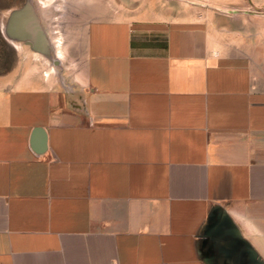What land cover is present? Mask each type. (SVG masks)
I'll use <instances>...</instances> for the list:
<instances>
[{
    "label": "crops",
    "instance_id": "obj_1",
    "mask_svg": "<svg viewBox=\"0 0 264 264\" xmlns=\"http://www.w3.org/2000/svg\"><path fill=\"white\" fill-rule=\"evenodd\" d=\"M222 1L93 20L58 82L0 76V264H264V21Z\"/></svg>",
    "mask_w": 264,
    "mask_h": 264
},
{
    "label": "rangeland",
    "instance_id": "obj_2",
    "mask_svg": "<svg viewBox=\"0 0 264 264\" xmlns=\"http://www.w3.org/2000/svg\"><path fill=\"white\" fill-rule=\"evenodd\" d=\"M256 4L252 17L264 21V1ZM242 5L222 0H0V76L16 82L60 81L71 72L88 25L96 19L126 16L199 25L216 21L223 11L242 10ZM22 9L34 12L41 30L10 35L8 22ZM31 38L33 48L27 43Z\"/></svg>",
    "mask_w": 264,
    "mask_h": 264
},
{
    "label": "water",
    "instance_id": "obj_3",
    "mask_svg": "<svg viewBox=\"0 0 264 264\" xmlns=\"http://www.w3.org/2000/svg\"><path fill=\"white\" fill-rule=\"evenodd\" d=\"M35 18L36 17L34 15V12H31L30 10L22 9L16 11L15 14H13L11 16V19L9 20V24L7 27L9 34L11 35V33H13L14 36H17L18 31L20 32V34H24L22 33V31L27 33L30 30L40 31V24L37 20H35ZM32 42V38L30 39V41H27V43L33 48L34 44H32ZM214 213L217 216H223L224 220H228L226 215L221 210H216ZM227 222L229 223V220Z\"/></svg>",
    "mask_w": 264,
    "mask_h": 264
}]
</instances>
